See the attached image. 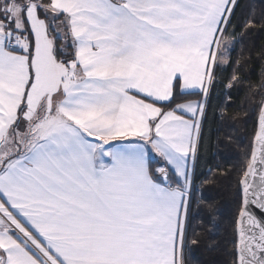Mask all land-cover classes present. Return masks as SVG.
<instances>
[{
	"label": "snow or ice",
	"instance_id": "6c2138e0",
	"mask_svg": "<svg viewBox=\"0 0 264 264\" xmlns=\"http://www.w3.org/2000/svg\"><path fill=\"white\" fill-rule=\"evenodd\" d=\"M258 2L0 0V264H264Z\"/></svg>",
	"mask_w": 264,
	"mask_h": 264
},
{
	"label": "trees",
	"instance_id": "16d2710c",
	"mask_svg": "<svg viewBox=\"0 0 264 264\" xmlns=\"http://www.w3.org/2000/svg\"><path fill=\"white\" fill-rule=\"evenodd\" d=\"M241 7L237 10L238 17L243 14L244 16H247L249 11H254L256 15H259L261 13L262 6L259 5L258 0H240ZM255 4V9H250L249 5ZM256 44L264 45V35H261L258 39H256ZM250 43L249 41H246L244 44L237 45V50L235 53H233V56L237 59H240L242 56H246L247 52L244 51L245 44ZM260 48L257 47L256 51L259 52ZM264 63V62H262ZM255 68V73L251 76V80L253 84H258L260 82V67L256 64L247 65L246 68ZM246 91V90H245ZM245 96V93L242 92L240 95V100H237L236 106L233 108L228 109H222V111L226 112L228 116L235 115L239 111V106L241 102L243 101ZM242 115L243 113L240 112ZM227 119H225V124L229 123ZM218 123V122H217ZM217 123H210L209 128L215 129L217 127ZM206 129V133H207ZM226 133H230L233 137H246L245 129L242 125V123L238 122L236 124L235 128H228L224 127L222 130L217 133L215 131H212L210 133L211 135V141H210V147L208 150L204 153V157L201 161V166L198 169L202 174L200 176V181H204L205 184L202 185L203 190L206 194L209 196H216L217 189L216 188H210L207 187V184L211 182V179L213 178V173H209L207 169L211 167L214 172L219 171L216 169V165L219 164L221 166V169H226L232 167L234 164H237L239 161V156L237 153L241 150L242 145H239L236 140H233L232 143H223V144H217L216 140L217 137L220 139H226ZM247 139H244V144H247ZM215 154V155H214ZM199 183V181H198Z\"/></svg>",
	"mask_w": 264,
	"mask_h": 264
}]
</instances>
